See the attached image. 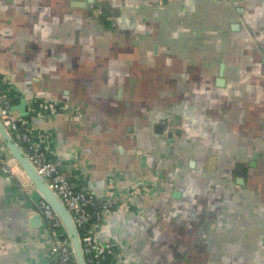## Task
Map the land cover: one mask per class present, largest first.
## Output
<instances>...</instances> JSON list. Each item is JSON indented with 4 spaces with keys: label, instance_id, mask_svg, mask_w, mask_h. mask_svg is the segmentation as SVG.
Here are the masks:
<instances>
[{
    "label": "crops",
    "instance_id": "crops-1",
    "mask_svg": "<svg viewBox=\"0 0 264 264\" xmlns=\"http://www.w3.org/2000/svg\"><path fill=\"white\" fill-rule=\"evenodd\" d=\"M73 1L0 0V88L79 187L127 198L96 231L109 256L264 264V0ZM14 168L0 264H47Z\"/></svg>",
    "mask_w": 264,
    "mask_h": 264
},
{
    "label": "built area",
    "instance_id": "built-area-1",
    "mask_svg": "<svg viewBox=\"0 0 264 264\" xmlns=\"http://www.w3.org/2000/svg\"><path fill=\"white\" fill-rule=\"evenodd\" d=\"M13 100L10 93L0 88V117L12 136L25 150L41 175L63 200L79 228L87 253V264H115L111 254V244L101 242L96 237V231L101 227L104 217L115 211L127 208L126 197L109 194L98 198L93 192L79 187L69 180L62 161L51 157L45 149L49 137L47 134H35V130L23 118H17L12 111ZM64 109L68 106L63 105ZM170 125V120L165 122ZM12 162L8 153L0 148V174H14ZM45 218L50 220L54 230L55 245L51 248L49 264H76L71 240L65 233L60 220L50 205L41 199L39 201Z\"/></svg>",
    "mask_w": 264,
    "mask_h": 264
},
{
    "label": "water",
    "instance_id": "water-1",
    "mask_svg": "<svg viewBox=\"0 0 264 264\" xmlns=\"http://www.w3.org/2000/svg\"><path fill=\"white\" fill-rule=\"evenodd\" d=\"M94 1L95 0H89L87 2L93 3ZM87 2L86 1L78 2L77 0H75L73 1V5L86 7ZM27 105H28L27 100H22L20 104L13 103L12 111L13 112L19 111L20 112L19 116L22 118V116L24 117L29 113L27 110L28 107ZM174 120L177 119L173 118V121ZM160 127L162 133H165L162 124ZM173 134H174L173 130L171 129L168 132L169 141H172ZM0 148L4 154L8 153L9 159L12 160L10 166H13V168L14 166H18L21 169L22 174L25 173L28 177L27 180L16 177L14 181L15 182L17 181L23 182L22 180H24V182L26 181V183L30 184L40 195L38 201H36L33 197L31 199L33 200V208H30V212L32 213V215L27 217L26 225L22 232L24 233L36 232V235L34 236L44 241V244H46L47 249L43 251V256L47 264H49L51 248L55 245V237L52 236V231L54 230V227L52 226L50 220L45 218L43 214V209L39 204V201L43 199L50 205L53 212L60 220L65 233L70 238L71 246L74 251L76 264H87V259H86L87 253L84 250L83 240L81 238L79 228L73 218V215L71 214V212L69 211L63 200L60 198V196L56 193V191L49 185V183L38 171V169L33 164L31 159L25 152V150L21 147L18 141L12 136L10 131L4 125L1 117H0ZM69 180L73 182L71 176H69ZM30 256L31 258H33L32 255L28 252V254L25 256V262L27 261L26 258Z\"/></svg>",
    "mask_w": 264,
    "mask_h": 264
},
{
    "label": "flooded vegetation",
    "instance_id": "flooded-vegetation-1",
    "mask_svg": "<svg viewBox=\"0 0 264 264\" xmlns=\"http://www.w3.org/2000/svg\"><path fill=\"white\" fill-rule=\"evenodd\" d=\"M97 10H99V6H98ZM168 132H169V130L165 129V137H166L165 142H166L167 146H170L171 145V141H169Z\"/></svg>",
    "mask_w": 264,
    "mask_h": 264
},
{
    "label": "rangeland",
    "instance_id": "rangeland-1",
    "mask_svg": "<svg viewBox=\"0 0 264 264\" xmlns=\"http://www.w3.org/2000/svg\"><path fill=\"white\" fill-rule=\"evenodd\" d=\"M16 167V169L20 172L21 171V169L18 167V166H15ZM15 169V168H14ZM22 176H23V174H22ZM24 178V177H23ZM27 180V179H26Z\"/></svg>",
    "mask_w": 264,
    "mask_h": 264
},
{
    "label": "bare ground",
    "instance_id": "bare-ground-1",
    "mask_svg": "<svg viewBox=\"0 0 264 264\" xmlns=\"http://www.w3.org/2000/svg\"><path fill=\"white\" fill-rule=\"evenodd\" d=\"M13 162H14V161H13ZM23 177H24L25 180L28 178L27 175H26L25 173H23Z\"/></svg>",
    "mask_w": 264,
    "mask_h": 264
}]
</instances>
